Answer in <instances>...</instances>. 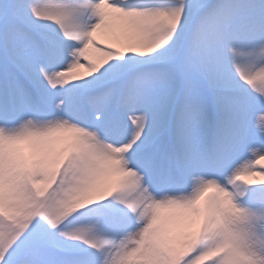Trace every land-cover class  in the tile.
<instances>
[{
	"label": "snow or ice",
	"instance_id": "6c2138e0",
	"mask_svg": "<svg viewBox=\"0 0 264 264\" xmlns=\"http://www.w3.org/2000/svg\"><path fill=\"white\" fill-rule=\"evenodd\" d=\"M0 264H264V0H0Z\"/></svg>",
	"mask_w": 264,
	"mask_h": 264
},
{
	"label": "bare ground",
	"instance_id": "6f19581e",
	"mask_svg": "<svg viewBox=\"0 0 264 264\" xmlns=\"http://www.w3.org/2000/svg\"><path fill=\"white\" fill-rule=\"evenodd\" d=\"M80 71H83V70H80Z\"/></svg>",
	"mask_w": 264,
	"mask_h": 264
}]
</instances>
